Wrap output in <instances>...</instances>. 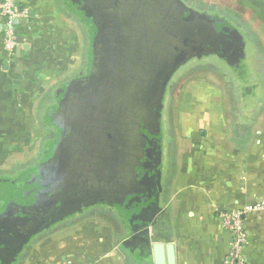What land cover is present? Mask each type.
I'll use <instances>...</instances> for the list:
<instances>
[{"label": "crops", "instance_id": "1", "mask_svg": "<svg viewBox=\"0 0 264 264\" xmlns=\"http://www.w3.org/2000/svg\"><path fill=\"white\" fill-rule=\"evenodd\" d=\"M16 2L29 16L19 23L23 42L14 56L5 51L0 30V161L28 141V118L43 129L49 126L46 112L61 87L87 74L93 60V27L70 0ZM228 11L222 15L240 32L246 25V46L255 50L250 86L226 88L234 99L223 102L220 88L199 79L207 73L183 70L172 77L162 112L152 217L128 216L130 209L117 202L89 204L33 235L11 264H226L232 236L220 212L264 197V0H233ZM191 76L195 83L183 86L180 96L172 91ZM41 157L1 171L0 177L20 176ZM244 225L248 264H264V211L247 215Z\"/></svg>", "mask_w": 264, "mask_h": 264}, {"label": "water", "instance_id": "2", "mask_svg": "<svg viewBox=\"0 0 264 264\" xmlns=\"http://www.w3.org/2000/svg\"><path fill=\"white\" fill-rule=\"evenodd\" d=\"M76 2L84 4L93 27V67L62 88L68 104L55 121L52 145L59 142L80 193L106 181V194H130L131 184L149 180L155 212L162 112L172 76L195 56L216 54L229 65L239 64L246 56L244 36L227 18L201 12L184 0ZM36 173L28 180L0 178V264H11L33 235L58 221L41 215L44 187ZM66 204L52 203L59 210Z\"/></svg>", "mask_w": 264, "mask_h": 264}, {"label": "flooded vegetation", "instance_id": "3", "mask_svg": "<svg viewBox=\"0 0 264 264\" xmlns=\"http://www.w3.org/2000/svg\"><path fill=\"white\" fill-rule=\"evenodd\" d=\"M185 2L188 3L191 7L197 9V7L192 6L188 2V0H185ZM70 3L75 8H77L80 13L84 14V4H77V2L75 3V0H70ZM198 10L201 12H205L201 9ZM67 94L68 92L60 93L57 99V104L55 105L54 109L51 110V112L49 110L50 114L52 115L51 117L55 121L59 120L62 117V112L68 104L66 99L68 98ZM48 137L49 139H56L57 135L55 130H52ZM59 145V142H57L51 150H49L48 152L46 151V153L44 154V158L37 165L36 169L39 171L35 170V172H37L36 175L38 177H41V183L44 187V196L40 199V209H42L41 215L45 216V218L50 216L47 221H61L62 219L60 218L63 217L59 216H64L68 214L69 212L73 211L74 208H77L80 205L81 207L77 211H82L86 208V205L93 204L96 202H117L122 206H125V208L130 209L128 210L130 212L127 211V213H130L128 214V216H132L133 218L142 217L145 219H150L152 217L153 213L150 210L151 205L149 204L154 199V192L152 191V182L147 180L146 183H142L139 186L137 184H131V186L127 190V193L130 194H126L125 192H120V194L112 196L106 194V181L100 182L96 189L90 187L87 188V190L89 189L88 191L86 190L83 191L84 193H80L79 191H77L78 189L77 186L74 184V181H72V177L74 176L72 174H69V171L67 173V170L69 168L67 167V161L64 159L65 161L63 162L61 158L62 154L60 152ZM48 199L52 200V203H56L57 201H68V204H66L67 207H65L63 210H59V208L53 206L51 202H48ZM140 209H142L141 212ZM34 212L37 211L33 209V213ZM69 216L71 215H68L67 217ZM67 217H64L63 219ZM58 221H55L54 223Z\"/></svg>", "mask_w": 264, "mask_h": 264}, {"label": "rangeland", "instance_id": "4", "mask_svg": "<svg viewBox=\"0 0 264 264\" xmlns=\"http://www.w3.org/2000/svg\"><path fill=\"white\" fill-rule=\"evenodd\" d=\"M203 1L206 2V4H208V5L204 6V3H202ZM188 2L192 6H196L197 9H201V10H203L209 14H212V15H222V11H225L226 15L227 14L230 15L231 12H229L228 10H231L232 5H233V0H202V1L201 0H188ZM209 5H214V7L209 6ZM226 5H227V7H226ZM204 7L207 9H205ZM223 8H226V9L224 10ZM206 10H208V11H206ZM219 12L221 14H219ZM222 16L226 17V16H224V14ZM247 29L248 28L245 25L244 26V33H243V31H241L243 35L245 33H247ZM254 30L255 29L250 28L249 34H252V32H254ZM257 32H258V30L256 29L255 34ZM244 39L247 42L248 38H245V35H244ZM245 49H246V57H245V59H243V61H241L240 66L238 64L229 65L226 62V60L221 59L216 55H210V56L206 55V56H203L202 59L198 58V57L191 58L185 64L181 65V67L178 68V70L175 72L174 78L178 74H180L181 71H183V70L193 71L194 69H198V70H200V71H198V74L204 75L207 73V75H204V78L201 77L199 79H203L204 81H206L210 85H212V86L215 85L217 88H220L222 90L223 102H228L230 100H233L234 99L233 91H231L232 92V95H231V93H228V91H226V88L228 90H231L232 88H234V86L238 85L241 87L242 90H245V88L247 86H250L249 82H247V80H249L248 77L250 76L253 69L255 68L254 60H253L254 55H255V50L252 49L248 45L246 46ZM256 63H257V61H256ZM214 67L216 69H220L221 72H224L222 74V76L219 73L216 74L214 71L210 72L211 70L214 69ZM208 70H210V71H208ZM190 78H192V76L188 77L186 83H183V81H181L180 84H177V87L175 85V88H173L172 91H174L177 94L178 90H179V96H180L183 86H185V89H186L189 87V85H192L195 83V82L190 81ZM232 90H234V89H232ZM25 113L28 117H30L28 110H25ZM162 116H163V114H162ZM28 119H29L28 120L29 124L24 125V129L28 127V131H29L28 141L23 143L24 145H23L22 149H20L15 154H12L11 155L12 157H10L8 159L6 158L4 161H0V173H1V171H4V170L8 171V170H12V168L13 169L19 168L21 166H24L25 164H29L30 162H32L34 160V158L37 155L41 154V156H43L42 154H43V149H44L43 148L44 142L42 141V137L44 135H47V137H48L49 134L52 132L53 128L48 126V127H45V129H43L42 126H40V125L31 124L30 118H28ZM164 126H165L164 133H166V135H167L168 124L166 121L164 122ZM166 139H168V136H166ZM17 175H19V173L15 174L13 172H10V173L8 172L5 174V177L13 178ZM0 178H3V176H1Z\"/></svg>", "mask_w": 264, "mask_h": 264}, {"label": "built area", "instance_id": "5", "mask_svg": "<svg viewBox=\"0 0 264 264\" xmlns=\"http://www.w3.org/2000/svg\"><path fill=\"white\" fill-rule=\"evenodd\" d=\"M28 16L29 10L20 6L16 0H0V23L2 26L3 45L10 57L15 55L20 45L19 23L26 20ZM16 19L19 20V23L16 22ZM259 211H264V197L245 204L240 208L220 212L223 225L230 231L232 236L226 264H248L244 253L248 244V234L244 221L247 215ZM65 264L73 263L67 262Z\"/></svg>", "mask_w": 264, "mask_h": 264}, {"label": "trees", "instance_id": "6", "mask_svg": "<svg viewBox=\"0 0 264 264\" xmlns=\"http://www.w3.org/2000/svg\"><path fill=\"white\" fill-rule=\"evenodd\" d=\"M198 10V9H197ZM79 14H80V16L85 20V21H87L90 25H92L89 21H88V19L85 17V15L84 14H82V13H80L79 12ZM220 16H222V15H220ZM226 18V17H225ZM212 55H216V54H212ZM203 56H206V55H201V56H195V57H198V58H202ZM207 56H210V55H207ZM216 56H218V55H216ZM195 57H193V58H195ZM219 57V56H218ZM219 58H221V57H219ZM221 59H223V58H221ZM239 65V64H238ZM240 66V65H239ZM92 64H91V68H90V70L92 69ZM181 67V66H180ZM179 67V68H180ZM90 70H89V72H90ZM89 72H87V74L89 73ZM87 74H82L81 76H85V75H87ZM174 76V75H173ZM172 76V77H173ZM78 77H80V76H78ZM76 78V77H75ZM172 79V78H171ZM71 81V80H70ZM69 81V82H70ZM171 81V80H170ZM68 82V83H69ZM67 83V84H68ZM67 84H65V85H63L62 87H61V90H60V92L58 93V96H59V94L60 93H62V88H64ZM58 96H57V98H56V102L54 103V105L49 109L50 110V112H51V110H53L54 109V107H55V105L57 104V99H58ZM49 110L46 112V120H47V122H48V125L50 126V127H52L53 128V130H55V132L57 131V128H58V124L55 122V120L51 117L52 115L50 114V112H49ZM47 140L45 141V143H44V149H43V156L41 157V159H40V161L44 158V154L46 153V151L48 152L49 150H51L53 147H54V145H52L53 144V142L56 140L55 138H53V139H49V137H47L46 138ZM49 139V140H48ZM40 161L38 162V163H40ZM38 163L36 164V165H34V166H32V167H30L29 169H26V170H24V172H22L21 174H20V176H17V177H23L24 179H29V178H32V174L35 172V170H37L36 168H37V165H38ZM14 178H16V177H14Z\"/></svg>", "mask_w": 264, "mask_h": 264}]
</instances>
